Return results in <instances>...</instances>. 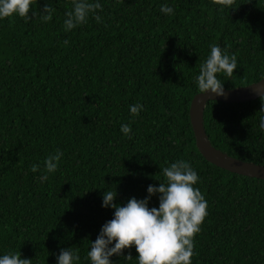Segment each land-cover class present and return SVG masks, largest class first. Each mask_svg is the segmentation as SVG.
I'll use <instances>...</instances> for the list:
<instances>
[{
  "label": "trees",
  "instance_id": "16d2710c",
  "mask_svg": "<svg viewBox=\"0 0 264 264\" xmlns=\"http://www.w3.org/2000/svg\"><path fill=\"white\" fill-rule=\"evenodd\" d=\"M98 2L101 22L90 14L70 31L72 0H37L28 22L0 19V256L57 264L68 248L80 256L74 264H91V242L115 211L102 207L103 194L116 191L120 206L143 199L150 184L166 183L164 167L184 160L208 204L192 264H264V180L207 161L189 117L211 45L237 56L231 77L217 74L225 89L263 77L264 0L223 9L213 0ZM46 3L54 9L48 22L39 15ZM262 102L209 100L203 123L211 144L264 166ZM137 103L143 110L133 116ZM57 150L63 156L48 173L45 159ZM158 196L149 208L159 206ZM137 256L133 246L110 260L138 264Z\"/></svg>",
  "mask_w": 264,
  "mask_h": 264
},
{
  "label": "clouds",
  "instance_id": "9594fccd",
  "mask_svg": "<svg viewBox=\"0 0 264 264\" xmlns=\"http://www.w3.org/2000/svg\"><path fill=\"white\" fill-rule=\"evenodd\" d=\"M35 3L37 0H0V19L18 15L28 22L37 15L32 11ZM213 3L221 6V9L234 8L235 0H213ZM97 10H102L98 0H72V9L65 13V31L87 23L90 14L100 23L101 17L96 14ZM53 11L46 3L43 11L39 12L40 18L44 22L50 21ZM160 11L166 15L174 13L173 8L167 5H161ZM237 67L235 54L229 56L218 45H211L210 54L201 64L196 77L198 93L225 96L223 83L217 74L231 77ZM253 85H256L255 91L264 101V84ZM141 110L142 104L130 106L133 116H138ZM260 111H264V102ZM260 128L264 129V117H261ZM120 130L126 136L131 132L128 124L121 125ZM62 156L63 153L57 150L46 157L44 164L48 173L57 170ZM38 168V164H33L31 171L36 172ZM163 175L166 183L160 182L158 187L150 184L145 198L132 197L124 206L114 203L116 191L107 190L103 194L102 207H111L115 211L113 218L102 225L97 238L91 242L87 253L91 264H112L111 256H122L126 248L131 249L133 246L138 253V264H192L194 237L200 232V226L208 215L207 201L201 191L194 187L199 176L191 164L184 160L164 167ZM46 179L47 175L42 177V180ZM156 194H159V206L149 208V200ZM125 258L131 259L132 256L129 253ZM79 260L77 252L68 248H62L57 256V264H74ZM0 264H31V260L22 258L20 252H10L0 256Z\"/></svg>",
  "mask_w": 264,
  "mask_h": 264
},
{
  "label": "water",
  "instance_id": "95a60500",
  "mask_svg": "<svg viewBox=\"0 0 264 264\" xmlns=\"http://www.w3.org/2000/svg\"><path fill=\"white\" fill-rule=\"evenodd\" d=\"M256 83L264 84V68L263 77L259 81L233 89L224 88L226 92L225 96L197 93L191 100L189 107V117L194 133L196 147L199 150L200 154L207 161L227 171L264 180L263 165L237 159L215 148L211 144L206 134L203 123L204 108L209 100H218L227 103L246 102L254 100L260 97L255 91L256 85H253Z\"/></svg>",
  "mask_w": 264,
  "mask_h": 264
}]
</instances>
